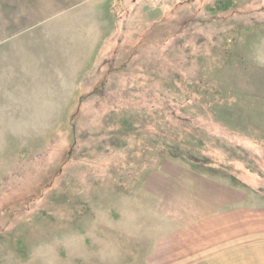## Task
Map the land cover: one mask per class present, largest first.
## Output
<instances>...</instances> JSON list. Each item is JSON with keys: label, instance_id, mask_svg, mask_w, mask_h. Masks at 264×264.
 I'll list each match as a JSON object with an SVG mask.
<instances>
[{"label": "rangeland", "instance_id": "obj_1", "mask_svg": "<svg viewBox=\"0 0 264 264\" xmlns=\"http://www.w3.org/2000/svg\"><path fill=\"white\" fill-rule=\"evenodd\" d=\"M192 179L264 206V0H0V264H147Z\"/></svg>", "mask_w": 264, "mask_h": 264}, {"label": "crops", "instance_id": "obj_2", "mask_svg": "<svg viewBox=\"0 0 264 264\" xmlns=\"http://www.w3.org/2000/svg\"><path fill=\"white\" fill-rule=\"evenodd\" d=\"M177 184L171 195L162 188V230L147 264H264V206L223 181ZM169 197L179 203L167 211Z\"/></svg>", "mask_w": 264, "mask_h": 264}]
</instances>
